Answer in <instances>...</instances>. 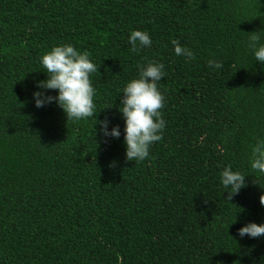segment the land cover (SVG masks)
I'll return each mask as SVG.
<instances>
[{
    "label": "trees",
    "instance_id": "obj_1",
    "mask_svg": "<svg viewBox=\"0 0 264 264\" xmlns=\"http://www.w3.org/2000/svg\"><path fill=\"white\" fill-rule=\"evenodd\" d=\"M133 29L152 45L132 51ZM252 32L264 38V0H0V264H264V234L237 233L264 223V174L248 159L264 136ZM173 39L195 58L177 56ZM61 43L98 69L94 115L80 121L33 98L47 79L40 57ZM149 60L165 65L167 125L135 163L118 106ZM105 119L119 138L104 136ZM226 165L247 175L229 201Z\"/></svg>",
    "mask_w": 264,
    "mask_h": 264
},
{
    "label": "clouds",
    "instance_id": "obj_2",
    "mask_svg": "<svg viewBox=\"0 0 264 264\" xmlns=\"http://www.w3.org/2000/svg\"><path fill=\"white\" fill-rule=\"evenodd\" d=\"M248 37L247 48L254 60L264 65V38L256 32ZM128 43L132 51L141 47H150L152 39L146 30H130ZM173 51L177 56L186 60L194 59L193 50L181 45L178 40H171ZM40 64L47 73V79L37 82V91L33 93L35 106L43 107L55 102L66 113L67 120L80 121L92 117L96 104L94 96L96 90L90 79L96 72L97 66L87 51H81L71 43L54 45L40 57ZM210 68H221L222 64L216 59H208ZM165 65L162 62L149 60L138 65V75L131 78L123 87L121 104L118 110L124 120L125 158L127 161L139 163L149 157L151 145L162 139L167 121L161 109L165 107V97L158 87L161 78L166 77ZM43 90H56L55 96L46 94ZM120 93V94H121ZM101 131L105 137L119 138L121 131L119 125L109 130L110 121H99ZM250 168L264 174V136H257L255 142L249 146ZM245 175L240 170H234L226 165L219 173L220 184L228 196V201L246 186ZM224 191V192H225ZM260 203L264 205V194L260 196ZM240 237L247 235L257 238L264 234V223L249 222L239 229ZM119 259V257H118Z\"/></svg>",
    "mask_w": 264,
    "mask_h": 264
}]
</instances>
